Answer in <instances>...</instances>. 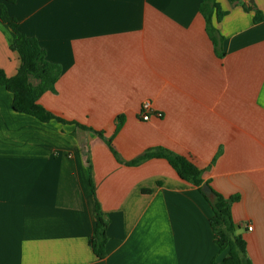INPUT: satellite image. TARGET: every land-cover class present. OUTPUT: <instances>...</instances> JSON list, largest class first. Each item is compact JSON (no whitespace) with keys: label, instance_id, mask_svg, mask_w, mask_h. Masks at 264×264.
I'll list each match as a JSON object with an SVG mask.
<instances>
[{"label":"crops","instance_id":"1","mask_svg":"<svg viewBox=\"0 0 264 264\" xmlns=\"http://www.w3.org/2000/svg\"><path fill=\"white\" fill-rule=\"evenodd\" d=\"M204 1L6 3L20 31L62 67L57 93L40 103L72 124L15 112L0 86V264L223 261L211 205L196 187L165 160L125 164L157 148L190 159L225 198L240 197L231 208L237 234L252 264H264V22L243 10L247 0H218L228 12L215 25L218 57ZM249 1L264 16V0ZM15 38L0 19V69L9 78L21 65ZM147 101L153 113L143 122ZM97 200L109 222L104 260L89 247Z\"/></svg>","mask_w":264,"mask_h":264},{"label":"trees","instance_id":"2","mask_svg":"<svg viewBox=\"0 0 264 264\" xmlns=\"http://www.w3.org/2000/svg\"><path fill=\"white\" fill-rule=\"evenodd\" d=\"M241 0H230L232 3L240 2ZM14 4L16 0H3L0 2V19L6 24L16 35V38L11 46V50L17 52L21 58V65L17 75L9 78L4 70L0 69V86L11 93L13 96V109L17 113L25 114L36 118L43 123L58 121L61 123H70L69 121L56 117L41 105V98L46 94H56V85L62 76V67L58 64H53L47 59V51L43 49L35 38L22 33L19 29L18 21L11 17L7 4ZM246 12H254V22L259 25L264 22L263 14L258 10L255 4L248 0V4L242 6ZM200 12L205 18L206 33L214 45V51L218 57H222L223 37L215 26L216 23H221L228 12L223 11L218 0H205L200 6ZM117 126V133L123 125V117H120ZM72 124V123H70ZM76 124L79 128L92 131L95 135L104 138L103 132H94L86 126ZM116 133V134H117ZM112 138L107 139V144L114 153L115 159L123 163L119 158V154L115 151ZM84 147V156L87 163L91 166L89 152ZM150 159L165 160L176 171L182 181L196 187L210 203L213 217L211 218V227L215 236V241L220 247L222 253L228 252L223 261L218 262L213 260L211 264H252L247 256L246 239L237 234L239 226L236 225L232 218L231 208L240 200L239 196L225 198L224 195L214 192V197L209 198L204 193L202 188L204 185H209L205 182L204 171L196 166L190 159L182 157L165 149H152L132 161L125 163L128 166H139ZM91 186L94 189L91 181ZM211 187V186H210ZM212 188V187H211ZM95 216L96 229L94 236L89 240L90 248L98 260H104L107 257V247L109 236L107 234V226L109 222L98 202L95 201Z\"/></svg>","mask_w":264,"mask_h":264},{"label":"built area","instance_id":"3","mask_svg":"<svg viewBox=\"0 0 264 264\" xmlns=\"http://www.w3.org/2000/svg\"><path fill=\"white\" fill-rule=\"evenodd\" d=\"M152 113H153V109H152L151 102H149V101L144 102V104L142 105V108H141V112H139L140 119L143 122H148V121H150V119L152 117ZM155 115L157 117H161V114L159 112L155 113ZM254 228L255 227L253 225H251V224L247 225V232H253Z\"/></svg>","mask_w":264,"mask_h":264},{"label":"water","instance_id":"4","mask_svg":"<svg viewBox=\"0 0 264 264\" xmlns=\"http://www.w3.org/2000/svg\"><path fill=\"white\" fill-rule=\"evenodd\" d=\"M202 190H203V193L207 197H209V198L214 197V192H213L212 188L209 185H204V187L202 188Z\"/></svg>","mask_w":264,"mask_h":264}]
</instances>
